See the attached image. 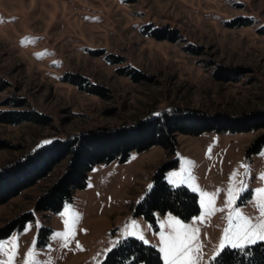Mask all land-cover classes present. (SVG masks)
Instances as JSON below:
<instances>
[{
    "label": "rangeland",
    "instance_id": "1",
    "mask_svg": "<svg viewBox=\"0 0 264 264\" xmlns=\"http://www.w3.org/2000/svg\"><path fill=\"white\" fill-rule=\"evenodd\" d=\"M243 17L247 25H232ZM146 25L175 29L179 39L153 38L144 33ZM217 66L238 70L226 80L215 74ZM125 69L140 78L123 74ZM64 74H78L82 84L96 85L101 93L80 89L63 80ZM177 107L234 117L264 110V0H0V111L32 109L44 117L0 121V168L52 140L132 125ZM261 133L264 126L233 134L177 132L173 153L153 145L130 152L123 162L95 164L60 211L36 209L37 198L65 169L64 157L0 202V228L32 213L23 226L0 237L6 249L0 261L14 256L11 264H23L32 248L38 264H101L128 231L142 233L148 243L140 241L154 246L162 259L161 236L175 235L183 225L189 234L198 229L197 264H209L227 217L235 215L226 193L230 174L244 173L242 164L248 189L235 205L246 216H258L250 201L252 190L262 186L264 145L251 153L246 149ZM173 157L178 164L165 171V181L193 192L199 210L188 220L156 211L152 224L133 208L151 190L152 173ZM201 192L217 193L214 204ZM73 213L79 217L74 225ZM65 221L73 232L67 247L54 237L66 231Z\"/></svg>",
    "mask_w": 264,
    "mask_h": 264
},
{
    "label": "trees",
    "instance_id": "2",
    "mask_svg": "<svg viewBox=\"0 0 264 264\" xmlns=\"http://www.w3.org/2000/svg\"><path fill=\"white\" fill-rule=\"evenodd\" d=\"M245 17L232 23L235 26L247 25ZM149 28V27H148ZM144 27V33L156 38L174 41L179 39L175 29ZM189 47V46H188ZM190 51L198 49L189 47ZM235 68L218 67L215 74L223 79H231V71ZM135 79L140 78L134 69H125ZM76 84L89 93H101L102 88L93 84H82L84 79L74 74H64L63 80ZM87 83V82H86ZM44 117L36 110H2L0 121L18 123L24 120L43 122ZM264 126V110L243 113L240 116H229L224 113L206 114L194 109L174 108L162 111L158 115L149 116L135 121L132 125H121L114 128H98L77 134L65 140H52L46 145L39 146L26 156L14 160L0 168V202L6 201L22 188L32 184L44 176L56 163L67 157V165L58 179L53 182L38 198L35 208L60 211L63 203L71 198L75 189L84 187L87 182V172L95 164L109 163L117 160L123 162L132 151H145L153 145L161 146L173 153L176 149L174 137L177 132L193 134L194 136L207 132L239 133L254 130ZM246 149L251 153L264 145V134H260ZM178 164V159L159 166L152 174V186L133 208L134 215H141L154 224V212H170L188 220L199 210L197 198L193 192L183 186H171L165 181V171ZM32 217L27 211L0 228V237L9 235L16 227H21ZM161 264L162 259L154 246L143 244L140 240L127 238L110 249L101 264ZM209 264H264V241L247 246L243 251L225 249L216 260Z\"/></svg>",
    "mask_w": 264,
    "mask_h": 264
},
{
    "label": "snow or ice",
    "instance_id": "3",
    "mask_svg": "<svg viewBox=\"0 0 264 264\" xmlns=\"http://www.w3.org/2000/svg\"><path fill=\"white\" fill-rule=\"evenodd\" d=\"M23 42L24 41H21V43ZM45 143L48 142L46 141ZM241 167L245 169L243 174L238 171H234L230 174V183L226 193V206L232 205L235 215L230 213L227 217L229 223L223 229V234L218 245L219 251L212 257L213 260H216L225 249L231 248L243 251L246 246L264 241V173L259 174L258 179L261 181L262 186L252 190L253 195L250 201L256 207L258 216L249 217L239 211L238 207L235 205V201L248 189L247 180L243 178L248 175L247 165L242 164ZM237 176H241L239 181L236 180ZM187 178H192L190 173ZM218 192L219 190H217V193ZM217 193L201 192V195L209 197L210 202L214 204V197ZM217 210L219 209H212V211ZM208 214V212L204 213V215ZM78 218V215L73 213L72 225L75 224ZM177 223L179 224V221H177ZM65 224L66 231L54 233V237L61 239L63 241V246L67 247L73 232L72 226L69 225L67 221H65ZM33 226H38V224L29 225L28 227ZM133 227L138 230V226L135 224ZM181 229H183V231L177 232L175 235L167 237L161 236L162 246L160 251L163 253L162 259L164 264H197L200 259V257L196 255L201 250V245L197 243L196 233L198 229H191V234H189V229L185 228V226L181 225ZM129 236L139 239L143 243H148V241L144 239L142 233L137 235V231H128L126 233H121V236L116 240L115 244H120L121 241L126 240ZM0 254H6V249L2 242H0ZM13 258L14 256L9 258V260L0 261V264H11ZM23 264H38L35 259V252L32 248L25 253Z\"/></svg>",
    "mask_w": 264,
    "mask_h": 264
}]
</instances>
